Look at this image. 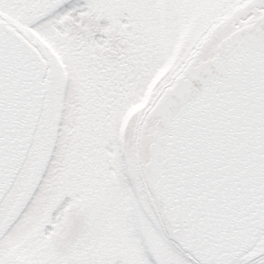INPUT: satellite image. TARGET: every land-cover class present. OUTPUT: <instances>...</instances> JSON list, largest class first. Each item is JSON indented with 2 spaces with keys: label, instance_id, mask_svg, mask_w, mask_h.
I'll return each instance as SVG.
<instances>
[{
  "label": "snow or ice",
  "instance_id": "obj_1",
  "mask_svg": "<svg viewBox=\"0 0 264 264\" xmlns=\"http://www.w3.org/2000/svg\"><path fill=\"white\" fill-rule=\"evenodd\" d=\"M0 264H264V0H0Z\"/></svg>",
  "mask_w": 264,
  "mask_h": 264
}]
</instances>
